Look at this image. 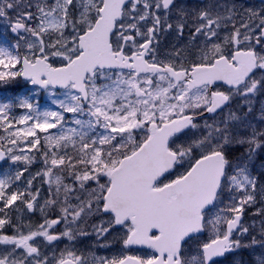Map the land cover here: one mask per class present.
<instances>
[{
    "label": "snow or ice",
    "instance_id": "snow-or-ice-1",
    "mask_svg": "<svg viewBox=\"0 0 264 264\" xmlns=\"http://www.w3.org/2000/svg\"><path fill=\"white\" fill-rule=\"evenodd\" d=\"M0 25L27 88L0 264H264V0H0Z\"/></svg>",
    "mask_w": 264,
    "mask_h": 264
},
{
    "label": "rangeland",
    "instance_id": "rangeland-1",
    "mask_svg": "<svg viewBox=\"0 0 264 264\" xmlns=\"http://www.w3.org/2000/svg\"><path fill=\"white\" fill-rule=\"evenodd\" d=\"M3 26L2 25H0V40H3ZM14 90H16L15 88L13 89V91ZM18 91V90H17ZM26 91H27V88H26V86H24V85H21V87H20V89H19V93H17V94H26ZM4 98H3V96L1 97L0 96V100H3ZM46 103H48V101H47V98L45 97V96H41V105L43 106V105H45Z\"/></svg>",
    "mask_w": 264,
    "mask_h": 264
},
{
    "label": "trees",
    "instance_id": "trees-1",
    "mask_svg": "<svg viewBox=\"0 0 264 264\" xmlns=\"http://www.w3.org/2000/svg\"><path fill=\"white\" fill-rule=\"evenodd\" d=\"M1 90V94H3V96H10L13 93V89H6V87H0Z\"/></svg>",
    "mask_w": 264,
    "mask_h": 264
}]
</instances>
